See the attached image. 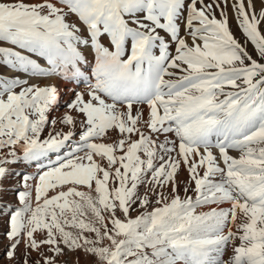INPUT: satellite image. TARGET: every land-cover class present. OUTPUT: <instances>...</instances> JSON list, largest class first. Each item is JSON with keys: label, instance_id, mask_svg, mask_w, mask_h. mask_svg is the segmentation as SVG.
Wrapping results in <instances>:
<instances>
[{"label": "snow or ice", "instance_id": "obj_1", "mask_svg": "<svg viewBox=\"0 0 264 264\" xmlns=\"http://www.w3.org/2000/svg\"><path fill=\"white\" fill-rule=\"evenodd\" d=\"M0 65L8 264H264V0H0Z\"/></svg>", "mask_w": 264, "mask_h": 264}, {"label": "rangeland", "instance_id": "obj_2", "mask_svg": "<svg viewBox=\"0 0 264 264\" xmlns=\"http://www.w3.org/2000/svg\"><path fill=\"white\" fill-rule=\"evenodd\" d=\"M211 0H205V3H210ZM260 5L259 3H257V8H259ZM228 16H229V24H230V28L232 33L234 34L235 38H237L238 40H240L243 43V37L241 34V31L238 29L237 24H236V20L234 18L233 12L231 10V7H229L228 9ZM217 18H219V12H217ZM183 35V32L181 33ZM191 42V41H189ZM3 46H9L10 45H3ZM251 45H249V50L251 51ZM41 63H43V61H41ZM0 75L3 76H14V75H22L20 73H15L10 71L7 67H4L2 65H0ZM30 83H41V84H46V83H51L53 81H49V80H30ZM56 83H59V81H56ZM64 89L65 86L63 88V93H64ZM18 90V89H17ZM72 98V94L70 92H67L63 95V100L64 102H62L63 100L60 101V106L59 108L56 109V111H52L49 113V120L53 119V118H57L59 119L63 113L66 111L64 104L68 101H70V99ZM62 102V103H61ZM145 114H147V110L145 109ZM61 128H63V131L67 132L68 129L66 127H63L60 124L56 125V131H60ZM51 127H46L44 130V133L42 134V139L46 138L48 135V132L51 131ZM77 132H79V129L77 128ZM114 135V134H113ZM162 139V138H161ZM215 151V150H214ZM232 155L236 156L238 155V153L232 152ZM52 158L55 159V154L52 155ZM45 163H47V161H44ZM16 171H21V172H28V173H34L36 171V166L35 164L32 165H28L27 167L24 164H17L12 166ZM178 181L181 182V195L183 196V186L184 183L188 181L189 179V174L187 173V171L183 168V166L181 167V170L179 172V175L177 177ZM5 186L7 188V190L0 194V205H10L13 208H17L19 207V202L17 199V194L15 192L14 189L19 188L20 184H19V177H13L7 181H5ZM194 187V185H193ZM140 191L143 192L144 188L143 186H141ZM52 193H49V195H51ZM188 195H192L194 196L193 192H189ZM33 206H35V193L33 192ZM229 205L225 204L222 205V207H228ZM214 207V205H213ZM208 208H203V209H199V211H207ZM138 213L137 212H132L131 215L134 217L136 216ZM90 216V214H89ZM8 217L6 215H0V264H8L7 259L5 258V253L7 250V246L9 244V241L7 240V238L5 237L4 233L7 231V227H8ZM240 220H237V223H239ZM233 231H235V229H233ZM235 243L238 245L240 243L239 240L235 241ZM23 251V246H21V248L18 250L17 252V259H19V255L20 252ZM233 255L232 253V249L231 247H229L224 255V259L228 260L231 256ZM35 258V257H34ZM65 259L68 261V264H74V260H75V256L74 255H69L67 257H65ZM13 264H16L15 261H13ZM79 264H93V258L91 257H85L83 255L79 256Z\"/></svg>", "mask_w": 264, "mask_h": 264}, {"label": "bare ground", "instance_id": "obj_3", "mask_svg": "<svg viewBox=\"0 0 264 264\" xmlns=\"http://www.w3.org/2000/svg\"><path fill=\"white\" fill-rule=\"evenodd\" d=\"M10 71H11V70H10ZM55 82H56V81H55ZM58 84H59V83H58ZM60 87H61V91H62V93H63L64 85H63V84H60ZM62 100H63V99H62ZM62 102H64V100H63ZM62 102H61V103H62ZM58 108H59V107H58ZM145 109H146V108H145ZM146 110H147V109H146ZM55 111H56V110H55ZM55 111H54V112H55Z\"/></svg>", "mask_w": 264, "mask_h": 264}]
</instances>
